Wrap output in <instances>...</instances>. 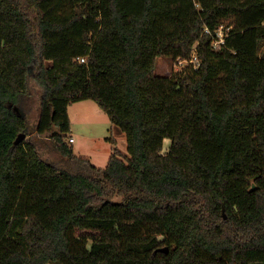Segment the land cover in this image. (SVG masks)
I'll use <instances>...</instances> for the list:
<instances>
[{
  "label": "trees",
  "instance_id": "trees-1",
  "mask_svg": "<svg viewBox=\"0 0 264 264\" xmlns=\"http://www.w3.org/2000/svg\"><path fill=\"white\" fill-rule=\"evenodd\" d=\"M49 263L264 264V0H0V264Z\"/></svg>",
  "mask_w": 264,
  "mask_h": 264
},
{
  "label": "rangeland",
  "instance_id": "rangeland-1",
  "mask_svg": "<svg viewBox=\"0 0 264 264\" xmlns=\"http://www.w3.org/2000/svg\"><path fill=\"white\" fill-rule=\"evenodd\" d=\"M35 67L36 64L31 66V75ZM180 67L166 58H157L155 70L159 74L170 75L173 70ZM37 90L38 88L32 89L34 93ZM67 110L71 122V134L75 140L72 147L76 154L86 155L94 166L104 168L112 152V145L107 138L113 137L117 149L127 155L125 133L110 122L107 114L93 100L82 99L71 102ZM165 143L166 148L169 140L166 139Z\"/></svg>",
  "mask_w": 264,
  "mask_h": 264
},
{
  "label": "built area",
  "instance_id": "built-area-1",
  "mask_svg": "<svg viewBox=\"0 0 264 264\" xmlns=\"http://www.w3.org/2000/svg\"><path fill=\"white\" fill-rule=\"evenodd\" d=\"M222 41H223V33H222V31L220 30V32L218 33V39H216L215 44L221 43ZM81 60H83V59H81ZM186 63H188V62H186L185 60H178L175 64H176V66H183V65H185ZM73 140H74V138H73L72 136H70V137L68 138V141H69L70 143H72Z\"/></svg>",
  "mask_w": 264,
  "mask_h": 264
},
{
  "label": "water",
  "instance_id": "water-1",
  "mask_svg": "<svg viewBox=\"0 0 264 264\" xmlns=\"http://www.w3.org/2000/svg\"><path fill=\"white\" fill-rule=\"evenodd\" d=\"M21 137H23V135H21ZM254 186L252 185V188H253ZM225 217V216H224ZM160 250H162V251H165V252H167L168 251V248L167 247H164V248H160ZM50 264V263H49Z\"/></svg>",
  "mask_w": 264,
  "mask_h": 264
},
{
  "label": "crops",
  "instance_id": "crops-1",
  "mask_svg": "<svg viewBox=\"0 0 264 264\" xmlns=\"http://www.w3.org/2000/svg\"><path fill=\"white\" fill-rule=\"evenodd\" d=\"M69 135H70V136H72V134H71V129H70V134H69ZM72 137H73V136H72ZM74 141H75V140H73V142H72V143H74ZM72 143H71V144H72Z\"/></svg>",
  "mask_w": 264,
  "mask_h": 264
}]
</instances>
